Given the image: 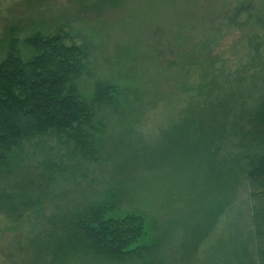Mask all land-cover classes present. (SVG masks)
<instances>
[{"label":"trees","instance_id":"1","mask_svg":"<svg viewBox=\"0 0 264 264\" xmlns=\"http://www.w3.org/2000/svg\"><path fill=\"white\" fill-rule=\"evenodd\" d=\"M118 2L102 0L103 4ZM244 22L250 29L264 28L261 15L251 10ZM228 23L225 19L214 28L215 35L194 43L185 61L194 65ZM25 42L33 51L29 59L18 55L11 39L8 53L0 61V215L12 227L30 223L26 239L34 263L264 264V90L257 88L255 79L252 87L243 83V74L260 58L255 42L246 40L245 58L238 61L242 67L233 83L225 66L208 71L209 82L202 65L197 66L196 83L210 87L203 108H196L189 97L170 125L174 129L166 146L144 154L143 163L149 167L174 162L182 169L190 165L193 172L205 168L204 179L211 185L214 207L199 200L190 211V241L164 252L155 242L132 246L144 234L141 215L106 217L118 206L127 173L120 179L114 175L118 179L111 180L114 184L99 200L88 185L80 192L78 177L84 180L87 176L80 173L83 164L77 161L79 156L88 162L99 161L103 151L96 137L103 126L94 122L92 104L118 112V88L109 81L96 80L86 100L78 85L87 71L81 47L65 44L60 36L41 34ZM241 78L242 86L236 82ZM256 93L259 95L254 96ZM130 122L126 120L125 128H131ZM48 138L59 147L56 152L54 147L47 151L41 147L45 152L41 161L27 160L25 144ZM104 154L101 161L106 160ZM125 164L132 172L134 165ZM72 190L87 201L59 210L60 205L53 201H61ZM242 194L246 198L241 201ZM203 198L207 200L205 195ZM50 204L54 206L50 208ZM221 216L231 220L227 233L211 249L202 248ZM241 219L244 222L239 224Z\"/></svg>","mask_w":264,"mask_h":264},{"label":"rangeland","instance_id":"2","mask_svg":"<svg viewBox=\"0 0 264 264\" xmlns=\"http://www.w3.org/2000/svg\"><path fill=\"white\" fill-rule=\"evenodd\" d=\"M250 10L264 20V0H119L117 5L103 4L102 0H0V61L8 53L11 39L18 55L27 60L33 55L25 42L27 38L36 34L60 36L65 44L85 52L87 71L78 79V85L86 100L96 80L109 81L118 88V112L92 104L94 122L103 126L96 133L103 151L99 161L88 162L79 156L77 161L83 164L80 173L86 174L87 180L78 179L80 192L88 185L99 200L114 184L112 179L128 174L120 186L124 193L118 206L106 217L128 213L144 218V234L132 246L155 242L163 252L177 249L182 242L190 241V211L197 202L214 207L211 185L204 179L205 168L193 172L190 165L182 169L174 162L149 167L143 163L144 154L166 146L174 129L170 125L189 97L196 108H203L205 94L210 93L206 89L210 87L195 81L199 64L206 72V81L211 80L208 71L225 66L229 82H235L233 79L240 73L237 70L242 67L239 60L245 58L243 46H248L247 39L257 44L260 58L243 74V83H251L252 87L255 79L257 88L264 90V28L250 29L245 25ZM225 19L231 27L222 25L220 38L208 48V44L205 46L194 65L186 62L194 43L215 35L214 28ZM242 79L236 81L241 86ZM128 119L131 128H125ZM54 144L52 138L28 142L24 148L27 160L41 161L47 148L54 147L55 153L59 147ZM41 147L45 150L41 151ZM104 151L106 160L101 161ZM125 163L134 165L132 172L124 167ZM63 197L53 201L62 211L87 201L86 196L73 190ZM245 198L242 194L239 199ZM51 204L50 208L54 206ZM225 217L215 224L202 248L211 249L227 233L231 220ZM242 219L239 224L244 222ZM29 225L12 227L0 215V264H41L34 263L28 249Z\"/></svg>","mask_w":264,"mask_h":264}]
</instances>
